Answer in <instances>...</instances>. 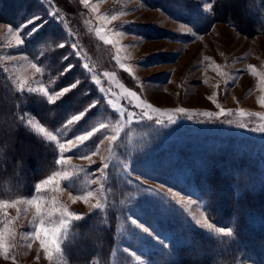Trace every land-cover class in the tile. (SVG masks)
<instances>
[{"label": "rangeland", "instance_id": "rangeland-1", "mask_svg": "<svg viewBox=\"0 0 264 264\" xmlns=\"http://www.w3.org/2000/svg\"><path fill=\"white\" fill-rule=\"evenodd\" d=\"M165 1L170 3L166 9L155 0H89L88 7L80 0H51L50 4L43 0H19L20 5L12 12L14 16L8 18L0 14V71L11 94L21 98V102L17 100V120L54 144L55 161L61 158L56 141H49L38 129L21 123L22 114L27 113L26 119L57 135L66 147L67 141H74L77 135L99 129L101 124L107 125L85 142L79 153L75 154L74 150L63 154L66 165L54 161L51 169L27 190L0 195V200L21 201L16 206H0V234L6 246L9 242L15 245L12 250L15 264H141L132 252L142 257L143 264H264V193L250 198L239 188L238 179L230 184L228 177L219 179L215 190L207 188L199 178L188 179L193 161L201 162L210 152L251 150L261 157L260 163L263 162L264 132L256 129L264 127V29L248 35L230 22L211 20L209 14H201L198 20L179 18L171 10L177 8V0L161 3ZM193 2L194 5L200 2L203 7L209 0ZM53 11L59 12V19L48 14ZM33 15L41 17L42 26L25 36L20 48L9 49V43L15 41L6 26L14 30ZM112 16L117 20L113 21ZM33 27L35 25H29L27 31ZM102 36L113 43H105ZM61 43L65 47H59ZM74 44L78 45L79 56ZM8 55H23L29 59L7 61ZM37 58L40 73L31 67ZM85 64L91 72L84 68ZM68 65L72 67L65 72ZM108 73L114 78L110 79ZM77 80L79 85L55 102L63 101L65 105L63 115L55 123L46 122L29 109L32 101L29 106L24 103L36 99L47 103L40 91L29 93L25 89L21 92L19 88L23 81L28 87H43L53 94ZM128 92H135L139 100L155 108H184L193 118L185 115L177 124L163 127L147 121L128 124L125 114V127L110 153L108 138L116 134L121 116L107 101L113 100L126 111H140L135 107L137 98L128 96ZM94 101L99 103L75 125L67 126L73 115H79ZM221 109L225 113H220ZM204 112L214 115L204 116ZM217 113L220 115L216 116ZM161 118L166 120L167 116ZM29 147L33 146L28 142L21 145L25 151ZM82 155H88L96 163L89 165L88 160L81 159ZM103 163H109L107 181L97 171ZM124 165L131 172L132 183H128ZM81 166L86 171L69 178L59 188L50 184L37 190L36 185L53 172H73ZM137 177L142 185L159 188L169 198L168 188L172 187L180 194L177 198L184 199L183 205L175 210L161 206L156 198L142 194ZM69 184L75 189L71 195L64 187ZM37 196L41 198L42 208L54 213L53 222L46 227L56 226L61 208L81 216L79 220H70L59 234V251L53 253L51 260L45 256L34 234L33 220L40 222L35 217V206L24 203ZM189 200L195 203H188ZM97 203L102 207L90 211ZM18 208L22 209L19 215ZM128 217L151 228L159 240L142 232ZM195 219H207L214 227H234L237 236L228 237L218 258H212L201 248H193L173 229L176 222L187 226L191 221L190 228L197 236L200 231L225 238L195 225ZM95 221L97 227L92 224ZM112 221L115 223L113 231ZM86 226L92 228L85 232L82 229ZM83 231L89 235L88 241L85 240L87 245L100 246L103 234L114 239L111 249L107 247V256L103 257V250L99 248V253L95 254L100 260H71L69 250L81 242ZM232 244L237 248L234 261L229 257ZM102 258L107 260L102 261ZM0 264H13V261H5L0 256Z\"/></svg>", "mask_w": 264, "mask_h": 264}, {"label": "trees", "instance_id": "trees-1", "mask_svg": "<svg viewBox=\"0 0 264 264\" xmlns=\"http://www.w3.org/2000/svg\"><path fill=\"white\" fill-rule=\"evenodd\" d=\"M156 1H160V5L164 9L170 4H167L166 1V3H161L163 0ZM18 2L19 0H0V14L8 15V18L14 16V10L20 5ZM193 3V0H182L183 10L181 6L178 7L176 4V9L171 8L172 13L179 18L198 20L202 15ZM214 3V12L209 13L211 20L230 22L248 35L256 34L264 29V0H214ZM194 17L195 19H193ZM6 18L4 19L6 20ZM51 24L55 25L54 22ZM11 93L12 91L4 81L0 71V195L12 190H27L34 185L36 179L44 176L51 169L56 156L53 143L46 142L19 123L16 112L17 100L19 99L21 102V98L19 96L17 98ZM32 96L39 98L37 95ZM30 102L32 107L29 109L35 111L49 123H55L63 115L61 111L65 108L63 101L48 105L46 101L40 102L39 99H36L24 103L29 106ZM50 109L52 110L51 113L49 112ZM24 142L31 143L33 147H29L28 151L23 150L21 145ZM205 155L201 162L193 161L194 165L191 167V175L188 178L190 181L199 178L205 182L207 188L215 190L217 184H219L218 180L228 177L227 183L230 184L238 179L239 188L245 190L250 198H256L264 193V159L262 158L263 162L260 163L261 157L259 155H255L251 150L240 153L215 151ZM223 183L221 184L223 185ZM112 222L113 231L115 223ZM92 224L97 227L98 222L95 221ZM88 226L82 230L86 232L92 228ZM190 226H193L191 221L187 222V226L176 222L173 229L175 228L179 237H185L193 248H201L208 256L218 258L222 246L224 247V243L228 242V237L217 238L200 231L198 232L200 236H197V232L191 229ZM85 232L83 231V235H80L81 242L74 248H70L69 256L71 260L78 262L91 259L100 260V256L95 254L97 251L99 253V248L103 250L102 253L100 252L103 257L107 256L109 251L107 247L111 249L114 245V239L109 234H103L100 238V246L95 243L87 245L85 240L88 241L89 235ZM232 246L229 257H232L231 261H234L237 248L235 244H232ZM106 260L107 258H102V261Z\"/></svg>", "mask_w": 264, "mask_h": 264}, {"label": "snow or ice", "instance_id": "snow-or-ice-1", "mask_svg": "<svg viewBox=\"0 0 264 264\" xmlns=\"http://www.w3.org/2000/svg\"><path fill=\"white\" fill-rule=\"evenodd\" d=\"M44 3H49L51 0H43ZM80 2L85 6H89V0H80ZM182 0H177V6H181ZM215 8V3L214 0H209V2L204 3L203 7H201V3L198 2L196 4V9H199L200 14L202 15H207L210 12H214ZM93 11H97V9L93 8ZM50 16H53L55 19H59V12L58 11H53V12H48ZM113 21L117 20L116 16H112L111 18ZM195 19V17L193 18ZM37 21H41V17L39 15H33L31 18L27 19L24 23L20 24L19 26L15 27L13 30L12 26H6L8 27L9 33L14 36V41L15 43H9L8 47L9 49H17L20 48L23 43L25 36H30L32 35L35 31H37L41 26H42V21L41 23H37ZM29 25H35L31 29V31H27L29 28ZM188 31H191V29H188ZM101 39H105L103 36ZM105 43H113L111 40H106ZM59 47L63 48L65 47V44L61 43ZM74 49H77L76 54L79 56L81 53L79 51L78 45H73ZM22 53V52H20ZM27 60L29 57L27 56H17V55H8L6 57L7 61H18V60ZM65 60H67V57H64ZM39 59L37 58L36 63H32L31 67L35 70L36 73L41 72V68L38 67ZM72 65H68V68L65 69V72L70 70ZM123 67V65H121ZM85 69H88L89 72H91V68L89 67L88 64L84 65ZM249 68L251 69L252 66L249 65ZM109 76V78H114L113 74H106ZM95 78V77H94ZM95 82L97 84L100 83L99 79H96ZM80 81L77 80L75 83L71 84L70 87H64L61 91L54 92L53 94H49L48 91H46L43 87L40 89L36 88H31L27 86L26 82H20L19 88L20 91L23 92L25 89L29 93H35L37 91H40L44 97L47 98V103L53 104L57 100H59L61 97H63L65 94L70 92L72 89H75L79 85ZM121 87H123L121 85ZM100 91L103 93L105 92V89H100ZM128 96L130 97H136L137 98V103L135 104V107L140 109L138 112L134 111H126L125 108L120 107L116 102L113 100L109 99L107 103L111 105V107L115 110H117L121 116V119L117 121L118 127L116 128V134L112 135L108 138L109 140V152L111 153L113 151V145L117 141L118 135L120 131L125 127V121L123 117L127 116V123L132 124L133 122L136 123H144V122H151L152 124L163 126V127H168L171 125H175L179 122L181 117L188 115V110L184 108H176V109H170V110H162L159 108H155L150 104H147L143 102L142 100H139L137 97V94L135 92H128ZM211 99V98H209ZM129 103L132 101L129 100ZM99 103V101H94L93 103L89 104L87 108H85L83 111L79 113V115H73L71 119L67 121V126H72L75 125L77 122H79L85 115L88 113V111L92 108L95 107V105ZM220 113H225L224 109L220 110ZM220 113L215 114L216 116H219ZM243 114V113H241ZM167 116V119L161 118L162 116ZM204 116L212 117L214 114L211 112H204L202 113ZM27 113L22 114L19 119L21 123H24L28 127L36 128L40 133H43V135L49 140V141H56V143L59 146V151L61 153V158L57 159L55 161L56 164L58 165H66L67 160L63 157V154L68 153V152H74L75 154L79 153L81 148L85 145V142L89 141L97 132H99L101 129H104L107 127L105 124H101L100 128H93L92 131H86L85 134L83 135H77L75 137V140H68L67 141V147L65 143H60V141L57 139V135H53L52 132L46 131L44 127H42L40 124H33L31 119H26ZM189 119H192L193 117L191 115H188ZM226 123H232L231 120H226ZM241 127H244V125H240ZM257 131L264 132V127L256 129ZM60 130L57 129V133H59ZM93 155H96V153H93ZM81 159L88 160L89 165L95 164L96 161H93L90 159L88 155H82ZM102 160L104 159L103 157L101 158ZM69 167L75 168L76 166L74 165H69ZM126 171L125 174L129 177L128 183H132L131 179V172L127 170V165H124ZM109 169V163H103L102 167L98 168L97 171L100 173L102 179L104 181H107L108 179V174L106 170ZM86 168L81 166L79 167L76 171L73 172H53L52 175H49L46 179L42 180L40 184L36 185L37 190H40L43 186L47 185H55L57 188L60 187L61 184L64 185L65 181H68L69 178L71 177H77L79 173L85 172ZM138 181V188L142 192V194H148L154 198L157 199L158 203L165 207L169 208L172 210H175L177 206L183 205L184 199L183 198H177L179 197V192H174L172 187L168 188V193H171V198H169L167 193H164L160 191L159 188L155 187H149V186H144L141 183H139V178L137 177ZM69 190V194L71 195V192L74 191L72 185L69 184L68 186H64ZM163 187V185H161ZM87 195H91V193H88ZM74 200L77 199V197H72ZM87 197L85 196L84 199ZM40 197H33L30 200L24 201V203L31 204L35 206V217L40 219L39 223L35 222V219L33 220V224L35 226V236L37 239L40 241L41 247L44 249L45 256L51 260L53 257L54 252L59 251V246H58V240H59V234L63 232L67 228V226L70 223V220H79L81 216L75 212H70L66 208H61L59 210V216L60 219L58 222H56V226L54 227H46V224L52 223L53 222V216L54 213L48 209L42 208V204L39 202ZM21 203L19 200H11V201H4L0 200V206H16L17 204ZM188 203H195V201L189 200ZM102 205L100 203L94 204L91 206L90 211L92 208L99 209L101 208ZM183 210V209H181ZM22 209H17L18 215L21 213ZM203 215V213H201ZM46 218V219H45ZM128 220L131 221V223L135 224L142 232L147 233L149 235H152L154 239L159 240V237L154 235L153 230L149 228L148 226L140 224L138 221L134 220L132 217H128ZM195 225H198L202 228H207L213 230L215 233L221 234L222 236L225 237H233L234 239L237 236V231L234 227H214L212 224L208 223L207 219L201 221L200 219H195ZM7 230V229H6ZM31 247V245H29ZM15 248V245L12 243H8L7 246L5 244V240L3 237V234H0V256H3L5 261L12 259L13 264H15V256L12 255V250ZM51 248V250H50ZM125 251H129V249H125ZM131 255L135 258L136 261L141 262L143 264L142 257L136 255L134 252L131 253Z\"/></svg>", "mask_w": 264, "mask_h": 264}]
</instances>
